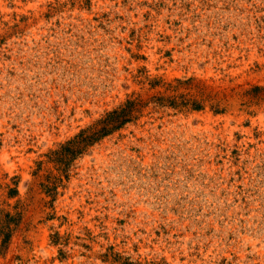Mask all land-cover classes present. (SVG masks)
<instances>
[{
    "label": "rangeland",
    "instance_id": "obj_1",
    "mask_svg": "<svg viewBox=\"0 0 264 264\" xmlns=\"http://www.w3.org/2000/svg\"><path fill=\"white\" fill-rule=\"evenodd\" d=\"M0 264H264V0H0Z\"/></svg>",
    "mask_w": 264,
    "mask_h": 264
},
{
    "label": "trees",
    "instance_id": "obj_2",
    "mask_svg": "<svg viewBox=\"0 0 264 264\" xmlns=\"http://www.w3.org/2000/svg\"><path fill=\"white\" fill-rule=\"evenodd\" d=\"M143 102L140 99H127L112 111L107 112L91 126L81 130L72 140L53 153V161L65 164L82 156L89 148L120 132L143 116ZM65 168V167H64Z\"/></svg>",
    "mask_w": 264,
    "mask_h": 264
}]
</instances>
